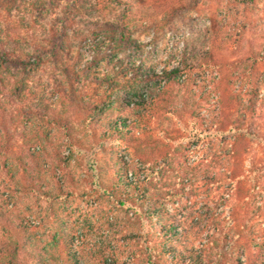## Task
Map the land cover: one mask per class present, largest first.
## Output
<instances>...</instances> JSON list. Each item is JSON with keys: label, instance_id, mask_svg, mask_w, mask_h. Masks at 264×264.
<instances>
[{"label": "trees", "instance_id": "16d2710c", "mask_svg": "<svg viewBox=\"0 0 264 264\" xmlns=\"http://www.w3.org/2000/svg\"><path fill=\"white\" fill-rule=\"evenodd\" d=\"M88 1H93L88 11L96 14L81 18L91 24L87 29H76L77 17L84 16ZM227 1L236 6L257 2ZM108 3L114 5L111 17L98 16L97 10L103 8L100 5ZM183 4L184 0H0V183L17 185L48 207L55 198L72 196L91 202L112 201L133 213L138 225L135 238L145 247L150 264H165L160 258L168 254L169 264H205L206 245L197 246L199 234L184 226L178 208L169 210L166 206L187 193L190 161L184 152L178 156L180 148L171 150L170 141L190 148L223 140L230 145V158L223 168L226 193L243 180L239 165L244 163L249 146L256 142L264 149V74L260 71L264 43L261 49L226 62L242 67L240 80L233 96L219 98L212 118L203 112L202 105L191 104L174 92L192 72L217 74L225 62L215 58L212 50L200 52L193 61L147 72L144 83L128 77V69L93 74L90 64L82 66L83 55L75 44L103 39L125 49L138 46L132 37L134 20L145 22L157 33L181 12ZM231 38L235 48L241 47L243 28ZM119 50L110 57L116 58ZM120 73L126 77L122 85ZM243 98L247 101L243 106L246 118H232L233 105L242 103ZM166 116L178 123L175 135L156 125ZM254 116L262 121L255 122ZM156 129L166 140L160 146L143 137ZM114 145L134 149L137 166L124 154L101 160V153ZM78 159L91 173L82 192H67L62 187L52 190L48 180L42 179V170L56 174ZM170 171L178 175V187L163 191L159 181ZM203 179L213 186L223 178L206 174ZM252 179L254 189L260 178ZM53 221L55 229L42 240L36 233L38 223L0 210V228L6 236L0 245V264H25L30 259L40 260L39 264H116L112 258L89 261L83 240L67 230L58 217ZM223 235L217 244L220 257L222 249L238 238L237 234ZM236 262L264 264L255 254L247 255L244 262L237 257Z\"/></svg>", "mask_w": 264, "mask_h": 264}, {"label": "rangeland", "instance_id": "374dc122", "mask_svg": "<svg viewBox=\"0 0 264 264\" xmlns=\"http://www.w3.org/2000/svg\"><path fill=\"white\" fill-rule=\"evenodd\" d=\"M91 2L93 1L84 4L87 11L92 6ZM108 4L100 5L106 9L97 10L98 16L111 17L114 5ZM87 11L84 10V16L77 17L76 29H87L91 25L81 18H90V15L96 13L94 10ZM240 27L243 28V43L241 47L235 48L231 36ZM132 30V37L138 46L128 49L111 45L103 39L77 41L75 49H79L83 55L82 66L90 64L91 71L96 75L128 69V77L139 81L145 79L147 72H160L183 60L193 61L200 52L210 49L215 58L225 62L217 74H214L215 77L209 73L192 72L186 80L175 86L174 92L179 97L188 99L191 104L202 105L205 108L203 112L212 118L216 115L219 98L222 95L233 96L238 88V75L242 67L228 66L226 62L244 57L249 54V50H259L263 46L264 0L245 6H236L227 0H184L181 12L159 32L154 33L148 24L137 20L133 21ZM250 39L252 41L246 45ZM117 50V57L111 58L110 55ZM260 71L263 75L264 64L260 65ZM122 74L118 79L121 85L125 84L126 79ZM246 104V98H243L242 103L233 105L232 118H246L248 112L243 107ZM258 112H262V109ZM254 117L255 122L262 121V117ZM156 125L159 130H165L171 135H175L178 128L176 119L170 116L160 118ZM158 129L143 136L150 137L156 146L166 141L158 134ZM135 135L141 136L138 132ZM170 147L171 150L180 148L178 156L184 152L190 161L187 163L185 178L188 182L187 193L169 201L166 206L169 210L178 208L184 226L191 229L192 233L194 231L199 234L201 240L197 246L206 245L205 264H238L237 257L244 262L250 254H255L264 261V149L256 142L249 146L244 163L239 165L243 180L226 193L223 168L230 158V145L223 140L214 139L209 144L192 145L190 148H186V144L177 145L170 141ZM112 154H124L137 166L136 151L132 148L127 150L114 145L112 149L101 153V160ZM89 173L85 164L78 159L72 160L65 171L54 174L50 170H42L41 176L48 180L52 190L62 187L67 192H82L89 184ZM206 174L217 177L220 174L222 183L206 185L203 179ZM253 177L260 178V184L254 189ZM57 178H61V182H57ZM178 179L175 171L168 172L159 181V189L175 190ZM0 210L19 213L38 223L36 233L42 240L49 238V233L56 227L53 219L58 217L66 223L67 230L77 234L79 241L83 240V252L91 262H104L105 258H112L116 264H150L145 247L135 238L138 225L133 213L112 201L91 202L87 198L72 196L67 200L55 198L51 207H48L44 200L37 199L19 186L12 183L5 187L0 183ZM224 232L229 235L237 234L238 238L222 249L220 257L217 244H220ZM3 238L6 236L0 228V245ZM170 256L168 254L160 258V262L169 264ZM39 262L40 260L30 259L25 264Z\"/></svg>", "mask_w": 264, "mask_h": 264}]
</instances>
